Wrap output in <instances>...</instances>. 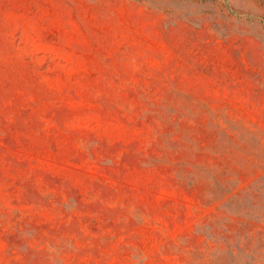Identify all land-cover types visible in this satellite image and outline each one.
<instances>
[{"label": "rangeland", "instance_id": "obj_1", "mask_svg": "<svg viewBox=\"0 0 264 264\" xmlns=\"http://www.w3.org/2000/svg\"><path fill=\"white\" fill-rule=\"evenodd\" d=\"M235 244L264 264V0H0V264Z\"/></svg>", "mask_w": 264, "mask_h": 264}, {"label": "trees", "instance_id": "obj_2", "mask_svg": "<svg viewBox=\"0 0 264 264\" xmlns=\"http://www.w3.org/2000/svg\"><path fill=\"white\" fill-rule=\"evenodd\" d=\"M231 248H232L231 253L233 256L231 263L236 264L238 262L241 264L243 262L242 255L245 253L246 249L241 248V244L240 245L239 244L232 245ZM246 264H249V263H246Z\"/></svg>", "mask_w": 264, "mask_h": 264}]
</instances>
